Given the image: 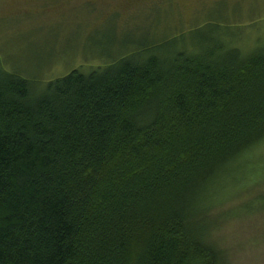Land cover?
I'll use <instances>...</instances> for the list:
<instances>
[{
  "label": "trees",
  "instance_id": "obj_1",
  "mask_svg": "<svg viewBox=\"0 0 264 264\" xmlns=\"http://www.w3.org/2000/svg\"><path fill=\"white\" fill-rule=\"evenodd\" d=\"M262 142L264 45L173 38L41 90L0 63V264H221L198 218Z\"/></svg>",
  "mask_w": 264,
  "mask_h": 264
},
{
  "label": "rangeland",
  "instance_id": "obj_2",
  "mask_svg": "<svg viewBox=\"0 0 264 264\" xmlns=\"http://www.w3.org/2000/svg\"><path fill=\"white\" fill-rule=\"evenodd\" d=\"M211 36L243 52L264 45V0H0L1 66L36 90L151 43ZM230 171L198 218L203 239L221 264H264V142Z\"/></svg>",
  "mask_w": 264,
  "mask_h": 264
}]
</instances>
